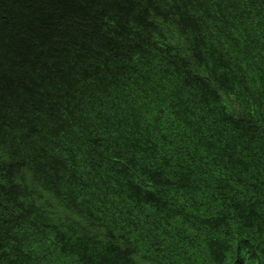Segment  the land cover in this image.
I'll use <instances>...</instances> for the list:
<instances>
[{
	"label": "trees",
	"instance_id": "1",
	"mask_svg": "<svg viewBox=\"0 0 264 264\" xmlns=\"http://www.w3.org/2000/svg\"><path fill=\"white\" fill-rule=\"evenodd\" d=\"M0 264H264V0H0Z\"/></svg>",
	"mask_w": 264,
	"mask_h": 264
},
{
	"label": "clouds",
	"instance_id": "2",
	"mask_svg": "<svg viewBox=\"0 0 264 264\" xmlns=\"http://www.w3.org/2000/svg\"><path fill=\"white\" fill-rule=\"evenodd\" d=\"M27 65H28V63L25 64L24 61L19 62V67L24 68V69H23L20 73L15 74V75L10 74V75H9L10 78H6V79H8V81H9V85H10V87H11L12 89H15V88L18 86L19 82H20V78H21V79L23 78L24 75H22V74H23V73L25 72V70L28 68ZM2 77H3V76H2ZM29 84H31L30 81H29L28 85H29Z\"/></svg>",
	"mask_w": 264,
	"mask_h": 264
}]
</instances>
